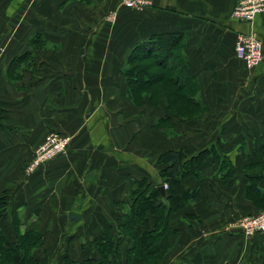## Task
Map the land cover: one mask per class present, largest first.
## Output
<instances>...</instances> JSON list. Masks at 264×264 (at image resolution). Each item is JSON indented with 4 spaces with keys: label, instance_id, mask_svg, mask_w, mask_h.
Wrapping results in <instances>:
<instances>
[{
    "label": "crops",
    "instance_id": "0c3cea01",
    "mask_svg": "<svg viewBox=\"0 0 264 264\" xmlns=\"http://www.w3.org/2000/svg\"><path fill=\"white\" fill-rule=\"evenodd\" d=\"M238 2L154 0L134 11L117 0H0V227L11 228L16 213L23 232L38 225L81 260L105 227L118 228L136 181L162 184L161 146L191 155L214 148L234 168L233 184L213 156L200 179L184 180L202 200L172 217L179 234L161 264H264V234L246 237L237 225L264 201V61L249 70L235 53L241 32L254 33L264 53V14L236 21ZM159 36L179 39L206 107L199 122L171 119L175 142L161 138L167 99L136 106L124 75L134 48ZM51 132L71 138L68 151L28 175Z\"/></svg>",
    "mask_w": 264,
    "mask_h": 264
},
{
    "label": "trees",
    "instance_id": "16d2710c",
    "mask_svg": "<svg viewBox=\"0 0 264 264\" xmlns=\"http://www.w3.org/2000/svg\"><path fill=\"white\" fill-rule=\"evenodd\" d=\"M178 43L177 37L159 36L148 44L135 47L124 71L129 96L136 106L143 105L146 96L151 105L157 106L161 98L156 102L149 95L150 91L164 84L173 88L174 91L162 94L167 99L168 117L159 123L160 127L170 123L172 118H178L172 109L177 103L184 102L206 112L204 104L197 99L199 85L187 71L186 57L178 49ZM153 69L158 71L151 73ZM211 156L221 162V170L227 171L222 182L233 184L234 168L227 158L221 160L214 148L196 155H191L184 148L169 150L158 161L163 166L160 174L162 184L151 183L147 178L136 181L129 199L123 203L129 205V212L118 216V228L105 227L101 235L90 242L92 255L76 260L66 251L61 264H161L171 251L173 239L179 234V230L171 225L172 217L202 200L200 190H187L184 180L188 177L200 179V167ZM165 184L168 189L163 197L159 187ZM5 201L4 197L0 198V222L6 213ZM21 225L15 213L11 228L0 227V264H42L36 251L45 248V232L38 225L23 232ZM141 228H144L142 233ZM124 239H129L132 246L123 251L121 243Z\"/></svg>",
    "mask_w": 264,
    "mask_h": 264
},
{
    "label": "built area",
    "instance_id": "2783aa9c",
    "mask_svg": "<svg viewBox=\"0 0 264 264\" xmlns=\"http://www.w3.org/2000/svg\"><path fill=\"white\" fill-rule=\"evenodd\" d=\"M124 8L143 11L154 4V0H117ZM264 14V0H239L232 16L236 21L252 25L256 17ZM117 11L107 16V21L115 23ZM235 53L244 62L247 69L252 70L264 61L263 43L254 33H238L235 41ZM71 138L60 132H51L37 147L34 157L27 167V174H33L55 158L65 154ZM165 190L168 185H164ZM246 237L264 234V211L254 216L242 217L237 221Z\"/></svg>",
    "mask_w": 264,
    "mask_h": 264
},
{
    "label": "rangeland",
    "instance_id": "374dc122",
    "mask_svg": "<svg viewBox=\"0 0 264 264\" xmlns=\"http://www.w3.org/2000/svg\"><path fill=\"white\" fill-rule=\"evenodd\" d=\"M158 70L153 69V71L151 70V73H155ZM173 90V88L168 84H164L162 85V87H157V88H153L149 95L153 98L154 100H156V102L162 98V94L164 92H171ZM174 91V90H173ZM148 95V94H146ZM174 114L176 116H178V118H180V120H186V121H193V122H199L201 119H203L205 112H202L196 108L191 107L190 105L182 102V103H177L175 105H173L172 107ZM160 132L162 133L161 138L164 139V141H172L175 142L178 140L179 138V134H177V132H175V129H173V126L170 123H166L163 126L160 127ZM190 137H192L193 139H196V137H193L190 135ZM188 139V137H187ZM165 153L164 151V147L161 146L160 148V155L159 158ZM158 158V161H159ZM166 185V184H165ZM253 202H255L254 199L250 198ZM256 206L257 208H261V212L264 211V201H256ZM79 217V216H78ZM79 219V218H78ZM48 232V231H46ZM55 232V231H53ZM50 234V233H49ZM48 236V235H47ZM46 247L36 251V255L40 257L43 260L44 264H61V259L63 257V255L65 254L66 251L70 250V244H68V246H66L67 244V239H64V243L62 245H57L56 246V238L55 237H51V235L48 236L47 240H46ZM44 257V258H43Z\"/></svg>",
    "mask_w": 264,
    "mask_h": 264
},
{
    "label": "water",
    "instance_id": "95a60500",
    "mask_svg": "<svg viewBox=\"0 0 264 264\" xmlns=\"http://www.w3.org/2000/svg\"><path fill=\"white\" fill-rule=\"evenodd\" d=\"M159 192L161 193V195H162L163 197L166 196V190H165L164 186H160V187H159ZM70 218L73 219V220H77V219L80 218V217H78V216L75 215V214H72V215H70Z\"/></svg>",
    "mask_w": 264,
    "mask_h": 264
}]
</instances>
